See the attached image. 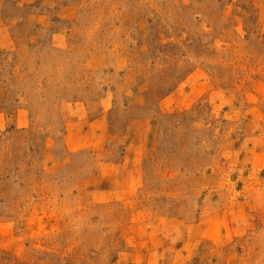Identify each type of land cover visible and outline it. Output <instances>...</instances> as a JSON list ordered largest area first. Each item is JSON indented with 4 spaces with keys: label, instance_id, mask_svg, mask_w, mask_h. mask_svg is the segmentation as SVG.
Here are the masks:
<instances>
[{
    "label": "rangeland",
    "instance_id": "obj_1",
    "mask_svg": "<svg viewBox=\"0 0 264 264\" xmlns=\"http://www.w3.org/2000/svg\"><path fill=\"white\" fill-rule=\"evenodd\" d=\"M0 264H264V0H0Z\"/></svg>",
    "mask_w": 264,
    "mask_h": 264
}]
</instances>
